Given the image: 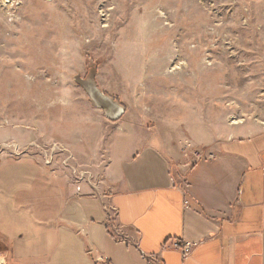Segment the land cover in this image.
Here are the masks:
<instances>
[{
  "label": "rangeland",
  "instance_id": "374dc122",
  "mask_svg": "<svg viewBox=\"0 0 264 264\" xmlns=\"http://www.w3.org/2000/svg\"><path fill=\"white\" fill-rule=\"evenodd\" d=\"M66 90L101 91L137 128L205 157L234 123L264 127V0H0V160L24 150L3 143V130L42 121L37 153L102 178L109 114L94 156L57 144L62 120L39 119L66 116ZM81 107L66 117H100Z\"/></svg>",
  "mask_w": 264,
  "mask_h": 264
},
{
  "label": "crops",
  "instance_id": "0c3cea01",
  "mask_svg": "<svg viewBox=\"0 0 264 264\" xmlns=\"http://www.w3.org/2000/svg\"><path fill=\"white\" fill-rule=\"evenodd\" d=\"M72 92L63 114L83 105L100 119L72 121L59 102L61 117L39 119L62 120L69 132L57 144L94 156L109 114L116 128L97 164L102 178L37 153L42 121L32 132L3 130V143L24 150L0 160V264H264V127L234 123L196 159L137 128L117 99ZM181 240L197 243L186 257L174 248Z\"/></svg>",
  "mask_w": 264,
  "mask_h": 264
},
{
  "label": "built area",
  "instance_id": "2783aa9c",
  "mask_svg": "<svg viewBox=\"0 0 264 264\" xmlns=\"http://www.w3.org/2000/svg\"><path fill=\"white\" fill-rule=\"evenodd\" d=\"M196 159H202L204 158L203 155L201 153H198L195 155ZM197 245L196 242H192V241H176L174 243V248L179 250L183 257L188 256L194 249V247Z\"/></svg>",
  "mask_w": 264,
  "mask_h": 264
}]
</instances>
